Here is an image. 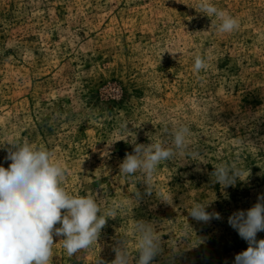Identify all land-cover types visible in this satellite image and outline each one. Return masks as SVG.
<instances>
[{
    "label": "rangeland",
    "instance_id": "obj_1",
    "mask_svg": "<svg viewBox=\"0 0 264 264\" xmlns=\"http://www.w3.org/2000/svg\"><path fill=\"white\" fill-rule=\"evenodd\" d=\"M211 2L237 31L219 34L197 0H0V166L10 143L44 146L64 162L69 194L114 212L87 253L68 257L54 236L50 264H111L122 240L135 249L138 220L161 235L154 264H234L247 249L228 218L264 197V0ZM196 55L208 59L199 73ZM180 124L204 162L162 163L151 193L120 173L132 136L170 143ZM220 163L250 174L221 188ZM196 202L221 219H192Z\"/></svg>",
    "mask_w": 264,
    "mask_h": 264
},
{
    "label": "clouds",
    "instance_id": "obj_2",
    "mask_svg": "<svg viewBox=\"0 0 264 264\" xmlns=\"http://www.w3.org/2000/svg\"><path fill=\"white\" fill-rule=\"evenodd\" d=\"M194 9L210 18L219 34H230L240 27L237 18L211 0H197ZM207 68V57L196 55L193 70L199 73ZM170 135V143L155 139L148 144L137 143L132 136L129 143L133 152L125 154L120 173L142 175L146 190L151 193L152 179L162 163L177 157L204 162L197 151L190 149L192 133L188 125L174 127ZM10 145L5 159L11 163L8 168L0 166V264H50L56 244L54 236L61 238L59 242L68 257L89 252L108 218H114V212L103 209L92 194H69L63 186L66 167L55 158L54 151L27 140ZM249 174V169L220 163L214 165L211 176L221 188H227L237 180H246ZM160 200L171 204L172 196L161 194ZM206 207L207 204L196 202L188 214L203 223L221 219L218 212H208ZM228 224L248 244L246 250L236 254L234 264H264V239H257V234L264 232V197L247 210L234 212ZM132 231L137 238L135 249L129 250L122 240L113 249L115 259L111 264H154L162 253L161 235L155 224L138 220L132 224ZM95 264L104 262L97 257Z\"/></svg>",
    "mask_w": 264,
    "mask_h": 264
}]
</instances>
